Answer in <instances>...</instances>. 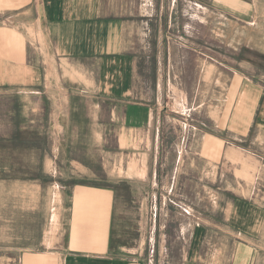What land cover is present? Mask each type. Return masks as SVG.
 <instances>
[{
  "label": "rangeland",
  "instance_id": "374dc122",
  "mask_svg": "<svg viewBox=\"0 0 264 264\" xmlns=\"http://www.w3.org/2000/svg\"><path fill=\"white\" fill-rule=\"evenodd\" d=\"M242 1L250 9L193 11L191 44L195 50L179 42L169 44L178 57L173 59L177 89L172 90V97L170 90L163 91L162 109L173 121L169 126L174 135L166 139V145L181 148L182 164H205L199 152L205 150V138L194 137L192 129L201 122L215 125L221 106V152L208 153L210 168L195 171L200 193L195 192L193 202L168 201L164 206L167 214L163 213L161 222L168 227L166 236L172 246L162 252V264H180V227L207 225V220L231 226L232 218L227 215L234 202L241 204L243 212L258 211L260 216L261 233L251 256L246 251L241 257L243 263L264 264V0ZM180 13L178 23L185 24L187 11ZM6 17L0 18V28L8 32L0 33V264H20L27 252L63 246L71 205L62 170L65 165H126L132 159L128 153L150 139L123 138L119 147L115 137L81 135L85 129L101 130L98 120L106 106L94 101V91L79 88L88 82L66 62L60 69L46 58L37 83L25 66L12 68L5 63L10 58L24 62L22 55H17L20 59L12 55L9 38H16L23 51L28 46L35 48L31 27ZM220 59L221 64L216 62ZM147 90L148 100L151 91ZM183 101L189 102L187 109L179 106ZM169 156L179 157L176 153ZM201 183H208V188ZM229 237L221 232V252L224 264H235L239 253ZM195 264L204 263L198 260Z\"/></svg>",
  "mask_w": 264,
  "mask_h": 264
},
{
  "label": "crops",
  "instance_id": "0c3cea01",
  "mask_svg": "<svg viewBox=\"0 0 264 264\" xmlns=\"http://www.w3.org/2000/svg\"><path fill=\"white\" fill-rule=\"evenodd\" d=\"M195 9L250 7L242 0H0V18L6 15V19L31 27L35 34V48L28 46L24 51L16 45V38H9L12 55H22L24 62L10 58L5 63L12 68L25 66L37 83L46 58L53 59L60 69L66 62L88 82L80 83L79 88L94 91V101L106 106L98 120L101 130L85 129L81 135L115 137L119 147L123 138L150 139L128 153L132 159L126 165H65L62 170L71 205L63 246L27 252L20 264H162V252L172 246L166 236L168 227L161 222L167 214L164 206L168 201L193 202L195 192L200 193L195 171L208 170L207 154L221 152V106L215 125L201 122L192 129L194 137L205 138V150L199 151L205 164H182L181 148L166 145V139L174 135L169 126L173 121L162 109L163 91L170 90L172 97V90L177 89L173 59L178 57L169 44L179 42L195 50L191 44ZM181 11H187L185 24L178 23ZM0 33L8 32L0 28ZM219 54L221 57V51ZM2 56L0 48V86ZM216 62L221 64V59ZM147 88L151 91L148 100ZM188 103L179 106L187 109ZM174 153L179 157H168ZM201 185L208 188L209 184ZM240 205L234 202L229 210L231 226L207 220V225L180 227V264L198 260L224 264L221 232L228 233L238 249L235 264H244V253L251 256L261 228L258 211L243 212ZM211 233L220 237H210Z\"/></svg>",
  "mask_w": 264,
  "mask_h": 264
}]
</instances>
